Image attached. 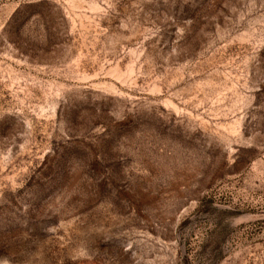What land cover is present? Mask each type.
<instances>
[{"label":"rangeland","instance_id":"374dc122","mask_svg":"<svg viewBox=\"0 0 264 264\" xmlns=\"http://www.w3.org/2000/svg\"><path fill=\"white\" fill-rule=\"evenodd\" d=\"M0 264H264V0H0Z\"/></svg>","mask_w":264,"mask_h":264}]
</instances>
